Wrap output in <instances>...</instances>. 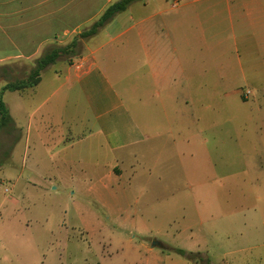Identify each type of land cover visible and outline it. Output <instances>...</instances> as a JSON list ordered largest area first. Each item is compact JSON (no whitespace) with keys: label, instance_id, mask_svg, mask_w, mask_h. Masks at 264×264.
<instances>
[{"label":"crops","instance_id":"0c3cea01","mask_svg":"<svg viewBox=\"0 0 264 264\" xmlns=\"http://www.w3.org/2000/svg\"><path fill=\"white\" fill-rule=\"evenodd\" d=\"M117 1L0 0V62L35 60L45 47L72 41ZM220 2L135 3L84 42L85 56L69 66H51L34 88L8 92L18 102L16 114L21 109L25 119L23 168L37 178L28 194L31 189L48 200L60 191L71 196L67 182L75 173L73 167L87 164L86 171L101 174L91 188L98 206L91 216L116 223L127 215L144 233L151 230L144 223L148 212L157 218L165 212L160 205L189 201L163 191L180 192L191 184L210 188L207 163L219 152L216 144L209 148L210 138H216L222 125V97L235 102L238 87L264 90V0ZM210 106L218 116H200ZM8 109L17 122L15 112ZM79 147L89 158L84 164L74 158ZM132 163H138L139 172L147 177L135 187L139 192L133 200L135 209L114 213L102 196L115 186L123 190L122 185L129 194L125 179L128 173L137 174ZM7 201L20 205L12 197ZM166 211L173 213L172 208ZM38 217L47 226L56 222L50 214ZM30 219L16 230L11 223L4 224L0 264H31L24 239ZM71 226V221L62 226L68 242L75 237ZM106 252L81 254L66 247L37 263L113 264Z\"/></svg>","mask_w":264,"mask_h":264},{"label":"rangeland","instance_id":"374dc122","mask_svg":"<svg viewBox=\"0 0 264 264\" xmlns=\"http://www.w3.org/2000/svg\"><path fill=\"white\" fill-rule=\"evenodd\" d=\"M173 2L181 4L183 0H147L144 4L170 5ZM206 2L221 3L220 0H202V3ZM86 43H83L84 56ZM13 61L16 62L10 67L14 75L8 79L2 66L10 61L0 62V89L6 84L5 81L25 77L33 60ZM74 61H60L58 67L69 66ZM48 77L46 73L45 82L49 81ZM235 97V102H227L222 97V125L216 131V138H210L209 148L216 144L215 150H219L209 156L212 162L207 163L212 186L198 189L191 184L189 189L180 192L163 191L166 196L188 198L189 201L183 205H160L165 212L157 218L148 212L146 217L149 220L144 223L151 230L141 233L138 230L139 222L127 215L119 220H114L118 215L114 216L112 219L116 223L108 220L98 222L91 216L90 212L98 207L94 204L91 188L101 174L86 171L87 164L73 167L75 173L67 182L72 186L71 196L60 191L55 198L48 200L31 189L28 194V186L36 184L37 178L35 173L31 174L23 168L22 128L25 119L21 116V109L16 114L17 100H13L8 92L2 94L3 101L15 112L18 131L16 134H0V230L5 231L6 222L16 230L18 225H24L25 219L31 218L24 234L30 247L31 264H38L47 258L50 260L66 247L78 249L81 254L109 251L113 264H264V90L254 92L238 87ZM203 111L200 116L204 115L207 119L218 116L214 114L212 106ZM74 153L78 162L84 164L89 161L80 147ZM131 166L134 167L133 173L137 166V174H127L125 180L130 186L125 188L129 194L123 191L122 185L123 190L115 186L102 196L107 205L114 208V213L119 208L132 206L135 209L133 200L139 196L135 187L138 188L137 182H144L147 177L144 172H139L138 163ZM6 188L11 190L9 194ZM153 191L148 189L149 193ZM10 197L18 200L20 205L12 206L7 201ZM119 200L122 203H118ZM167 208H172L173 213L167 214ZM178 209L181 212H177ZM44 213L55 217L54 225L47 226V223L40 221L38 216ZM100 215L103 213L100 212ZM70 221L75 237L68 242L62 226ZM155 240L163 243L165 248L148 251ZM22 256L24 260L27 258L26 255Z\"/></svg>","mask_w":264,"mask_h":264},{"label":"trees","instance_id":"16d2710c","mask_svg":"<svg viewBox=\"0 0 264 264\" xmlns=\"http://www.w3.org/2000/svg\"><path fill=\"white\" fill-rule=\"evenodd\" d=\"M146 0H118L110 5L102 14V16L95 21L90 27L83 29L77 34L72 41L67 45L52 44L45 47L42 55L32 61V67L29 72H26V76L23 78L15 77L14 80L5 81L6 84L0 89V134L2 132H15V121L10 114V111L2 99V94L6 92L23 91L25 89L34 88L41 82L42 73L57 64L60 61L69 60L70 62L80 57L83 53V43L93 37H95L99 31L105 27L112 19L125 11L135 3L145 2ZM9 62L2 66V71L5 78H11L14 72L11 69L12 63ZM16 141V138H15ZM182 255H186L185 252H180Z\"/></svg>","mask_w":264,"mask_h":264},{"label":"water","instance_id":"95a60500","mask_svg":"<svg viewBox=\"0 0 264 264\" xmlns=\"http://www.w3.org/2000/svg\"><path fill=\"white\" fill-rule=\"evenodd\" d=\"M151 248H152V249H155V248L164 249L165 247H164L163 243H161V242L158 241V240H155V241H153V243H152V245H151Z\"/></svg>","mask_w":264,"mask_h":264},{"label":"built area","instance_id":"2783aa9c","mask_svg":"<svg viewBox=\"0 0 264 264\" xmlns=\"http://www.w3.org/2000/svg\"><path fill=\"white\" fill-rule=\"evenodd\" d=\"M176 3L173 5V8H175L176 7ZM2 187V184H0V188ZM6 192H8V190H5Z\"/></svg>","mask_w":264,"mask_h":264}]
</instances>
